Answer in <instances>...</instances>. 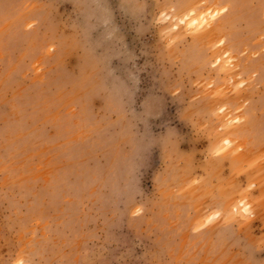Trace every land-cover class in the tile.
Listing matches in <instances>:
<instances>
[{"label":"rangeland","instance_id":"1","mask_svg":"<svg viewBox=\"0 0 264 264\" xmlns=\"http://www.w3.org/2000/svg\"><path fill=\"white\" fill-rule=\"evenodd\" d=\"M0 264H264V0H0Z\"/></svg>","mask_w":264,"mask_h":264}]
</instances>
